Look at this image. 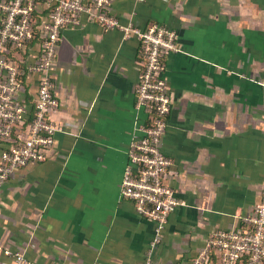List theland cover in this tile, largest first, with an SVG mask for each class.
I'll use <instances>...</instances> for the list:
<instances>
[{
    "label": "crops",
    "instance_id": "1",
    "mask_svg": "<svg viewBox=\"0 0 264 264\" xmlns=\"http://www.w3.org/2000/svg\"><path fill=\"white\" fill-rule=\"evenodd\" d=\"M109 8L122 23L160 22L178 33L181 50L166 56L172 110L161 145L173 160L165 181L181 203L154 264H193L215 231L247 229L261 200L264 0H111ZM48 11L38 2L36 20ZM42 44V35L31 41V62ZM144 63L135 35L86 19L63 30L52 67L56 143L44 161L0 185V241L28 262L142 264L155 223L121 190L135 135L149 119L136 105ZM39 77L24 78L30 110ZM0 264H14L4 248ZM210 264H221L216 254Z\"/></svg>",
    "mask_w": 264,
    "mask_h": 264
},
{
    "label": "built area",
    "instance_id": "2",
    "mask_svg": "<svg viewBox=\"0 0 264 264\" xmlns=\"http://www.w3.org/2000/svg\"><path fill=\"white\" fill-rule=\"evenodd\" d=\"M40 1L48 5L47 20L35 18ZM110 3L111 0H0V185L30 162L44 161L47 150L56 143L60 125L51 118V112L59 107L60 100L52 67L63 30L79 26L86 19L106 30L120 29L125 36L135 35L145 59L136 88V105L148 113L149 119L139 125L135 135L121 192L155 223V234L142 262L154 264L169 215L181 203L165 181L173 160L161 145L172 110L166 56L181 48L175 29L160 22L145 28L131 21L122 23L110 12ZM40 35L42 50L31 62L26 53L31 41ZM35 72L40 77L37 98L30 110L21 93L25 76ZM245 221L247 229L215 231L193 264H210L213 254L221 264H264V183L261 200ZM0 248L13 257L14 264H32L21 251L12 250L2 241Z\"/></svg>",
    "mask_w": 264,
    "mask_h": 264
}]
</instances>
